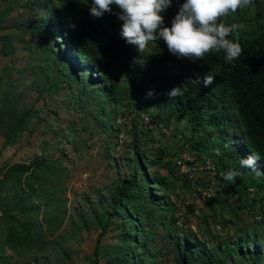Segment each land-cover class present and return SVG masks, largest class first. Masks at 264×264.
Masks as SVG:
<instances>
[{"label":"trees","instance_id":"1","mask_svg":"<svg viewBox=\"0 0 264 264\" xmlns=\"http://www.w3.org/2000/svg\"><path fill=\"white\" fill-rule=\"evenodd\" d=\"M8 1H15L10 6L19 1L27 10L41 12L43 17L33 31L46 34L49 29L50 44L57 39L64 48L59 56H54L48 41L42 40L37 45L44 62L40 74L29 68L32 75L29 87L36 93L35 100L41 99L45 92L58 91L63 82L67 88L75 86L76 97L83 96L86 100L84 89L94 84V90L104 100L121 112L132 111L129 169L117 175L100 217L93 216L99 232L89 264H98L101 238L115 220L119 243L113 264H165L157 259L168 264H224L232 261L235 254L243 258L246 253L251 256L250 245H255L257 237L264 239V9L259 0H252L250 7L238 9L225 20L228 25L240 26L228 37L242 48L241 56L231 64L225 62L223 51L212 52L195 62L178 58L168 51L162 39L138 52L120 37L123 21L118 19L121 13L115 5L112 12L94 18L89 13L92 0ZM184 2L171 0L162 13L164 27H171ZM5 3L0 0V6ZM7 11L8 8L0 10V31L6 26L32 29L30 25L20 26L14 18L5 24ZM47 23L54 27L46 29ZM14 51L12 35H0V56L7 57ZM9 70L6 65L0 69L4 75ZM206 74L215 75L214 83L207 87L203 85ZM5 83L11 86L7 77ZM177 87H181L180 95L170 97L169 92ZM8 93H3L0 105V137L5 144L15 140L40 113L32 106L15 107L23 92L11 91L10 101L6 100ZM169 117L184 122L189 131L190 151L213 162L216 184L209 196L201 195L209 189V182L180 176L174 162L164 161L169 154L162 148L155 147L151 156L140 150V138L135 131L139 121L149 119L156 128L158 122L166 126ZM193 137L197 138L194 142ZM217 148L220 156L214 153ZM252 154L259 157L256 167L262 175L258 178L250 170L240 168V159ZM45 167V162L35 157L28 164H11L1 174L0 213L9 223L11 242H16L14 238L21 242L14 244L28 246L39 238L30 235L33 229L30 217L38 208L32 200L36 188L30 183L41 184L38 179ZM150 167L163 169L165 176L173 177L182 190L193 196L190 195V200H178L177 205L173 203L169 196L176 186L167 183L157 171L150 173ZM229 169L242 173L234 183L222 177ZM252 182H256L254 197L249 192ZM195 199L203 207L200 210L207 213L197 219L199 224L192 229L188 218L195 217ZM47 200L49 196L46 203ZM249 211L250 223L244 224V215ZM13 212L20 214V221L13 220ZM227 227L232 232L219 235ZM18 228L22 237L13 233ZM214 228L218 233L213 232ZM15 248L11 244V249ZM258 257H264V253ZM41 264L49 263L44 260Z\"/></svg>","mask_w":264,"mask_h":264},{"label":"rangeland","instance_id":"2","mask_svg":"<svg viewBox=\"0 0 264 264\" xmlns=\"http://www.w3.org/2000/svg\"><path fill=\"white\" fill-rule=\"evenodd\" d=\"M5 1L7 4L0 6V10L8 8L5 24L14 18L20 26L30 25L32 29L6 26L0 31V35H12L15 48L11 55L0 56V69L3 65L10 67L5 75L0 71V105L4 98L3 93L9 92L6 100L10 101L11 91L23 92L22 99L17 101V105L14 104L15 107L22 109L32 106L40 113L11 143L5 144L0 137V178L9 165L28 164L35 157H40L46 167L38 179L41 184L30 183L36 188L32 200L38 204L37 211L30 217L32 221L29 222L33 227L30 235H39V238L28 246L14 244L20 241L14 238L16 242H11L8 234L9 223L1 218L0 213V264H41L44 260L49 264H89L93 243L99 232L93 216L100 217L101 207L105 206L108 197L107 192L116 181L117 175L129 169L127 163L132 150L129 121L132 111L130 114L121 112L104 100V97L94 90V84V87H85L86 100L83 96L76 97L78 89L75 86L67 88L65 82L58 91H51L50 94L45 92L41 99L35 100L36 93L29 87L32 77L29 68L33 67L38 71L37 74L41 73L44 61L42 52L36 48L42 40L50 44L51 32L47 26L54 25L44 24L47 33L38 34L33 28L38 27L43 14L38 10H27L19 1L12 6L10 5L15 1ZM259 3L264 9V0H259ZM58 42L55 39L54 43L50 44L54 56H59L64 51ZM5 76L11 84L9 87L5 83ZM139 122L135 131L140 138V150L146 156L153 155L155 147L158 146L169 154L164 157V161L172 163L177 158L192 159L200 165L197 154L190 151L189 131L183 121L169 117L166 126L158 122L155 124L158 125L156 128L149 119H141ZM146 136L148 138H145ZM195 139L197 138L193 137L191 141L194 142ZM156 171L166 178L167 183L176 186L169 196L173 203L177 205V201L182 198L190 200L189 197L193 194L190 196L189 192L182 190L181 184L175 182L173 177L171 179L165 176L163 169L149 168L150 173ZM193 173L201 182H209V189L201 192L202 196H209L215 189L214 178L198 170ZM255 184L256 182H252L249 190L250 196L253 197ZM27 192L30 193V190ZM194 202L195 217L188 218L192 229L199 224L197 219L201 220L200 216L207 213L201 211L203 207L199 199ZM253 213H256L255 209ZM251 215L250 211L244 215V224L250 223ZM12 216L15 221L21 220L20 214L16 212H13ZM199 227L202 228V224ZM231 229H222L219 235H229ZM20 232L19 228L13 231L17 237H22ZM213 232H217V229L214 228ZM118 238L115 220L101 238L98 264H113L117 257ZM10 243L16 247L14 250L11 249ZM250 249L253 256L246 253L243 258L235 254L232 261L224 264H264V257H258L264 253V239L257 237L255 245H250L248 250ZM156 261L168 264L164 260Z\"/></svg>","mask_w":264,"mask_h":264},{"label":"clouds","instance_id":"3","mask_svg":"<svg viewBox=\"0 0 264 264\" xmlns=\"http://www.w3.org/2000/svg\"><path fill=\"white\" fill-rule=\"evenodd\" d=\"M170 2L171 0H92L89 13L94 18H100L104 13L112 12V6L115 5L121 13L118 19L123 21L120 37L128 45L135 46L138 52H143L150 43L162 39L171 54L193 62L202 60L212 52L223 51L224 60L229 64L241 56L242 48L239 42L228 38L237 32L240 26L235 23L228 25L225 20L238 9L250 7L252 0H185L179 13L171 21V27H164L162 13L170 6ZM214 78L215 75L206 74L203 77V85L207 87L213 84ZM196 82L201 81L196 79ZM180 92L181 87L174 88L169 92V96H179ZM151 95L152 93H149V96ZM214 153L220 156V149H214ZM199 159V166L189 159L190 163L196 164L198 171L204 172L198 168L205 159L209 160L210 168L214 165L207 157ZM258 160L259 157L255 154L240 159V168L250 170L258 178L262 175L256 167ZM215 174L208 175L213 177ZM194 175L195 181H198L197 175ZM241 175V171L236 169L222 173L223 179L230 183H234Z\"/></svg>","mask_w":264,"mask_h":264},{"label":"built area","instance_id":"4","mask_svg":"<svg viewBox=\"0 0 264 264\" xmlns=\"http://www.w3.org/2000/svg\"><path fill=\"white\" fill-rule=\"evenodd\" d=\"M187 161H189V162L186 163ZM190 162H191V160H189V159H176L174 161V163H175L174 166L177 169V172L179 174L186 175L188 177V179L195 181L196 176L194 175V173H192V171H195L197 169L196 164L190 163ZM208 162H209V160L205 159L198 169H201L204 172L213 175V174H215L214 165H213V167L210 168L208 166Z\"/></svg>","mask_w":264,"mask_h":264}]
</instances>
